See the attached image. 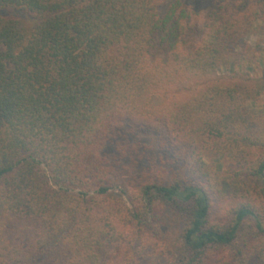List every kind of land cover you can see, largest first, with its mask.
<instances>
[{"label": "trees", "instance_id": "16d2710c", "mask_svg": "<svg viewBox=\"0 0 264 264\" xmlns=\"http://www.w3.org/2000/svg\"><path fill=\"white\" fill-rule=\"evenodd\" d=\"M182 4L0 0V264H264V5Z\"/></svg>", "mask_w": 264, "mask_h": 264}, {"label": "rangeland", "instance_id": "374dc122", "mask_svg": "<svg viewBox=\"0 0 264 264\" xmlns=\"http://www.w3.org/2000/svg\"><path fill=\"white\" fill-rule=\"evenodd\" d=\"M186 5L191 0H181ZM193 1V0H192ZM195 8L193 12L203 15V20L208 22L212 17L232 16L237 11L242 10L245 5H252L261 2L264 5V0H194ZM165 9V8H164ZM216 10L218 12L216 13ZM162 11V9H161ZM164 11V10H163ZM229 69L238 72L246 73L251 71L254 77L259 79L264 78V8L262 9V16L255 21L246 34L243 44L235 51V55L231 60ZM248 111L252 119L257 120V126L264 127V90L261 96L256 100H250L247 103ZM146 144V142H144ZM231 155L217 157L213 160L214 168L221 174L230 161ZM223 168V169H222ZM111 250H106L103 253V262H107L111 255Z\"/></svg>", "mask_w": 264, "mask_h": 264}]
</instances>
